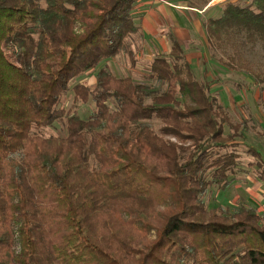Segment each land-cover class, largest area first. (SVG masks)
<instances>
[{
    "label": "trees",
    "instance_id": "16d2710c",
    "mask_svg": "<svg viewBox=\"0 0 264 264\" xmlns=\"http://www.w3.org/2000/svg\"><path fill=\"white\" fill-rule=\"evenodd\" d=\"M134 4L0 0V264H264V210L206 203L248 167L264 182V156L182 45L144 80L101 67L70 86L139 33ZM220 9L204 21L209 48L238 39L233 68L264 88L241 51L264 58V0ZM69 89L92 102L87 117L61 105ZM55 123L63 133L46 135Z\"/></svg>",
    "mask_w": 264,
    "mask_h": 264
},
{
    "label": "rangeland",
    "instance_id": "374dc122",
    "mask_svg": "<svg viewBox=\"0 0 264 264\" xmlns=\"http://www.w3.org/2000/svg\"><path fill=\"white\" fill-rule=\"evenodd\" d=\"M187 3L195 5L199 8L201 15L204 17L209 15H216L219 12L220 5L226 0H184ZM244 1V0H243ZM209 5H212L210 8ZM191 12L190 10H187ZM195 17V15H194ZM202 18V17H201ZM127 42L125 48H121L119 54L112 61L106 60L94 69L88 71L84 75L76 78L70 84L72 87L77 82H83L87 85H93L95 83L96 72L101 67H106L112 72L116 77H122L130 75L136 81L144 80L143 76L148 73L147 62L148 60H143L141 64L140 71L134 72L128 70L130 67V58L128 54H124L129 48L133 49V45L140 43L136 35H131ZM201 45L203 46L205 58L210 57L215 64L211 65L210 62L201 61V57L198 58L197 67L193 69L196 77L200 81L206 78L200 76V70L209 69L211 72L216 73L219 80L221 81L220 89L218 91H224V96L222 97V103L226 106L234 117L239 121H244L247 124V129L242 130L241 139L243 142L255 146L264 156V136L260 133L264 131V115L262 112V105L264 103V88H261V84L256 81V79L248 74L244 69L238 70L233 67L244 63L239 60L234 52L236 49H240L237 46L238 39L232 40V43H225L221 48L211 49L208 44H206L205 38H203ZM131 44V45H130ZM236 48H234V47ZM193 47L186 48V51H191ZM242 53L245 54V59L248 61L249 68L254 74L260 77H264V58L261 50L258 47L251 48L249 44L246 48H242ZM12 53L7 50L6 56L8 60H12ZM231 58L234 61H231ZM203 60V59H202ZM202 63V64H201ZM228 63L232 66L229 67ZM198 72L196 74V71ZM119 75V76H117ZM61 105L72 112L78 114L80 117H87L93 110V104L91 101L86 103L74 101V94L69 89V91L63 96L61 100ZM152 125L155 129L160 127V122L154 120ZM230 130L226 127V133ZM46 135L49 134H60L63 133L61 125L55 123L53 127L44 130ZM254 160L253 157L245 153L242 157L243 163ZM242 168L246 169V165H242ZM248 167L247 171L238 173L232 185L225 191L213 190L206 197V203L208 207H216L219 205L227 206L229 208L235 207L240 201L249 203L250 205L256 206L259 211L264 210V182L257 179L254 172ZM18 249V246H17Z\"/></svg>",
    "mask_w": 264,
    "mask_h": 264
},
{
    "label": "crops",
    "instance_id": "0c3cea01",
    "mask_svg": "<svg viewBox=\"0 0 264 264\" xmlns=\"http://www.w3.org/2000/svg\"><path fill=\"white\" fill-rule=\"evenodd\" d=\"M220 10L217 14L220 13ZM132 13L134 23L139 27V33L136 36L140 43L134 44L133 49L129 48L124 53H127L130 58L128 70L140 71L143 60L147 59L148 64L155 55L169 52L173 40L182 45L185 58L192 69L197 67L199 57L204 63L215 64L210 57L205 58L204 49L201 45L203 38L207 44L204 21L212 15L203 18L197 6L184 0H135ZM191 47H193L191 51H186V48ZM115 58L116 56L108 60L112 61ZM197 72L198 69L196 74ZM199 74L206 80L213 82L211 92L219 98L221 103H224L222 101L224 91H218L221 85L218 75L209 69L200 70Z\"/></svg>",
    "mask_w": 264,
    "mask_h": 264
}]
</instances>
